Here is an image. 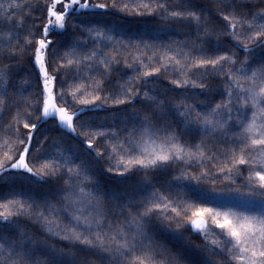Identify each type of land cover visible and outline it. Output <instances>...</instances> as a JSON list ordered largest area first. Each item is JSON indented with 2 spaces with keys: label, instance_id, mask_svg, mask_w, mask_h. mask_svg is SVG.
<instances>
[{
  "label": "trees",
  "instance_id": "obj_1",
  "mask_svg": "<svg viewBox=\"0 0 264 264\" xmlns=\"http://www.w3.org/2000/svg\"><path fill=\"white\" fill-rule=\"evenodd\" d=\"M52 1L0 0V264H239L190 223L264 198V0Z\"/></svg>",
  "mask_w": 264,
  "mask_h": 264
},
{
  "label": "rangeland",
  "instance_id": "obj_2",
  "mask_svg": "<svg viewBox=\"0 0 264 264\" xmlns=\"http://www.w3.org/2000/svg\"><path fill=\"white\" fill-rule=\"evenodd\" d=\"M89 8L91 6L80 0H53L48 9L44 33L49 30L63 29V19L67 12ZM44 48L45 43L40 42L34 54V63L39 70L42 83L41 120L55 118L63 129L72 132V119L75 114L67 112L55 102L51 78L44 73L43 69ZM229 111L230 120H237L242 113V103L236 104ZM259 134L261 137L263 135V138L258 143L259 147L257 146L258 150L254 153L256 154L254 158L261 161L264 158V131H259ZM145 147L154 155V159L163 158L164 153L150 139ZM10 168L28 171L22 158ZM256 181L259 194H264V172L257 177ZM256 201L255 203L246 199L238 202L240 211L228 210L223 213L209 212L198 215L192 220L190 226L195 232L207 236L215 247L222 250L234 248L239 264H264V198Z\"/></svg>",
  "mask_w": 264,
  "mask_h": 264
}]
</instances>
